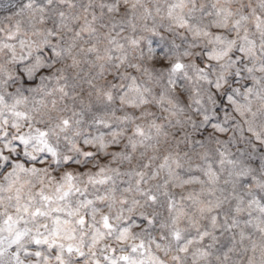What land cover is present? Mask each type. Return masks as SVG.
I'll use <instances>...</instances> for the list:
<instances>
[{
    "label": "snow or ice",
    "instance_id": "snow-or-ice-1",
    "mask_svg": "<svg viewBox=\"0 0 264 264\" xmlns=\"http://www.w3.org/2000/svg\"><path fill=\"white\" fill-rule=\"evenodd\" d=\"M0 264H264V0H0Z\"/></svg>",
    "mask_w": 264,
    "mask_h": 264
}]
</instances>
